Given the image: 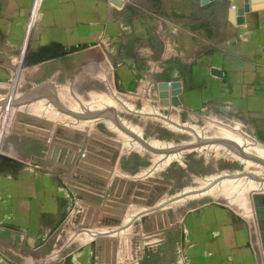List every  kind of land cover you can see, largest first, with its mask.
Instances as JSON below:
<instances>
[{"label": "crops", "instance_id": "crops-1", "mask_svg": "<svg viewBox=\"0 0 264 264\" xmlns=\"http://www.w3.org/2000/svg\"><path fill=\"white\" fill-rule=\"evenodd\" d=\"M120 1L0 0V49L119 47L138 54L130 59L169 57L182 107L230 112L264 144V3H251L236 24L228 0ZM58 177L76 192L82 182L54 171L0 181V264H102L93 240L54 252L55 232L76 207L60 203Z\"/></svg>", "mask_w": 264, "mask_h": 264}, {"label": "rangeland", "instance_id": "rangeland-1", "mask_svg": "<svg viewBox=\"0 0 264 264\" xmlns=\"http://www.w3.org/2000/svg\"><path fill=\"white\" fill-rule=\"evenodd\" d=\"M256 3H264V0H257ZM126 49L119 47L113 49H55L54 51L52 49H25V52L24 49H0V181L12 175L36 174L43 177V175L53 171L58 173L62 178L68 181L70 180L72 183L76 180L82 181L78 183L79 187L76 192L72 187H66L64 180L58 177L57 188L58 195L60 196L59 201L63 203L66 210L68 209L66 204L70 199L75 203L73 208L75 206V208H78L81 202L91 203L97 207H101L104 200H110L113 197L108 191L109 188L103 189L97 184L91 183L79 176L76 169L77 164L74 167H61L47 163L45 160L48 152L46 142L43 143L40 141L39 137L42 133L38 131L37 125L26 122L23 125L24 127L20 128L21 123L17 121L16 114H13L15 105H27L26 108L28 109L33 104L39 102L45 101L52 103V101L48 100V97H44L46 96L45 94H48L46 91L44 92L43 90V92H40L38 90L40 88L39 86L43 87L49 81L54 86L55 95L57 96L56 89L60 87L58 85L65 86L70 80L75 84L78 83V79L81 80L83 78L79 74L81 68H84L82 70L84 72L86 70L87 73H98L99 69L95 65L98 66V64H103V62L105 64L107 62L106 65L109 66L108 70L112 74L113 82L118 91L127 93L126 95L129 93V95L137 97L138 99L143 96V98L148 99L152 97L153 100H157L162 108H166V110H163L164 116H170V106L168 107V105L177 107L180 115L178 119L181 126L194 125L190 129L193 132L195 130L198 132H194L196 136L194 135L191 140L193 143H197L202 136L205 137L208 134V128H205V126L207 122H211L216 125L220 124L219 126L221 127L225 126L226 129L227 127L232 128L231 130L264 146V144L246 132L241 121L230 112L228 113L220 108L206 106H201L197 110L188 111L182 107L180 100L178 104L174 105L171 101L172 89L170 87H168V92H170L168 103L161 105L159 103L158 83H171L173 78L177 77V74L173 76L171 73L172 66L170 58L166 57L161 61H156L155 58H150V56L154 55H149L147 60L130 59L129 57L133 55L128 53V51L126 52ZM102 54L103 59L100 57ZM137 56L138 54L133 57ZM93 60H99L100 63L93 62ZM75 69H78V71L75 72ZM53 76L57 77L55 79L57 81L60 79L57 84L52 80ZM66 81L68 82L65 83ZM99 85L101 84H98V87ZM180 93H182L181 88L178 95ZM29 96H35V98L32 99ZM15 97H18L20 101L23 100L17 105L13 101ZM57 98L59 102L55 100L57 104L67 106L62 98H59V96ZM9 99H11V102ZM61 102H65V104ZM139 103L140 101H137L135 106L137 108H135L136 111L141 109V103ZM90 109L91 107L88 108V110ZM120 113L116 110L114 115L122 121ZM103 119L111 120L109 116H104ZM135 124L137 123L135 122ZM139 124L141 125V123ZM17 126L19 128H16ZM95 126L100 133L101 131H108L105 129L106 125L104 121L101 122L99 120ZM167 126L163 122H158L154 127L148 129L146 127L144 129L138 127L141 130V133H139L141 142L144 141L143 143L150 147L149 150L145 147L147 153L153 152L151 150L153 149L152 147L156 148L158 145V149L166 150L173 149L180 144H187L188 139L186 140L185 136H180L179 138L177 136L178 134L173 132V129L171 131V128ZM229 137L231 138L232 136ZM84 138L77 139L84 144L86 140ZM152 139L153 141H158L159 144H154L153 146ZM162 145L166 147L163 148ZM185 149V152L182 151L180 156L182 159L180 157L175 158L176 160L171 158L165 166H162L160 171L157 170L156 173L159 172L158 174L167 182L162 186V190L157 192H161L158 200L163 194H169L170 197L178 196L182 191L187 192L190 189H197L199 184L194 182L193 179L195 177L203 179V177H207L213 173L218 174L228 170L241 169V166L238 165L236 160L234 162L233 159L224 158V156L215 158L208 165L203 149L201 151H199L200 148L193 150L189 148ZM76 150L77 155L80 149ZM134 151L132 149L130 151L131 153L122 155L120 167L128 170L127 172L130 174H136L135 177L138 178L141 177L138 174L139 170L140 172L146 170L153 159L145 158L142 156V153ZM117 160L114 164L117 163ZM231 160L233 161L231 162ZM221 180H217V183ZM40 184V189H42L43 182ZM123 184L120 185V188L124 187L122 186ZM86 187L88 188L86 189ZM256 197L254 203L257 219H253L252 216L247 217L246 214L244 215V213L242 214V212L233 209V207L218 198L205 196L199 200L190 199L182 204L169 205L166 209L169 226L166 227L160 228V226H157L154 218L152 221L144 214L139 213L137 217L132 219L133 224H131L132 222L127 224L130 225L128 228L126 227L127 225H124V229H127L123 233L117 234V260L116 262H110V264H264V189L261 195L257 193ZM178 198L180 199L182 197ZM178 198L176 197V199L170 200V204L175 202V200L178 201ZM119 202L121 201L119 200ZM121 203L123 204V202ZM131 204L128 200L123 205L128 211L134 207L133 205L137 206L136 204ZM158 205L159 201L156 202V207ZM73 211L72 209V213ZM177 213H181V215ZM250 220L254 223L257 220L258 228H253L250 225ZM73 228L71 223H68V225L62 224L56 230L54 237L60 239L56 246L57 249L59 248L57 254L64 253L67 249L77 247V245L81 244L75 243L74 245L69 240L64 241L67 232H70ZM96 261L99 263L97 259Z\"/></svg>", "mask_w": 264, "mask_h": 264}, {"label": "bare ground", "instance_id": "bare-ground-1", "mask_svg": "<svg viewBox=\"0 0 264 264\" xmlns=\"http://www.w3.org/2000/svg\"><path fill=\"white\" fill-rule=\"evenodd\" d=\"M102 56L103 54L100 56L103 59ZM95 61L93 60V62ZM98 61L96 62L100 63V61L102 60H100L99 62ZM106 64L103 62V64L100 63L98 64V66L95 65L97 69H99L98 73L95 74L89 71H88L89 73H87L86 70L85 73L82 70L84 68H81L79 74L83 78H81V80L78 79V83L75 84L73 81L70 80V82L68 81L65 82V83L68 82V84H66L65 86L58 85L60 87L59 89H56L57 96H59V98H62L66 102V104L65 102L63 103L67 106H63V105L61 106L56 103V101L58 102V98L55 95L54 86H52V84H50L49 81L48 83H45V85L42 82L44 86L43 87L39 86L40 88H38V90H40V92L41 91L43 92V90L44 92L46 91L48 94H45L46 96L44 97H48V100L52 101V103L45 101L39 102L37 104H33L31 108L27 109L26 108L27 105H23V106L18 105V103H21L23 99L20 101L18 100V97L13 98V101L18 105V106L16 105L14 106L13 114H16L18 118L17 121H20L21 123L20 128L24 127L23 125H25L26 122L35 123L37 125L38 131L42 133L40 134L39 138L40 141H42L43 143L46 142V148L48 152L46 154L45 160L47 161V163H51L53 165L56 166L58 165L61 167H66V166L74 167L77 164V168H76L77 173L85 180H88V177L82 175L81 170L86 171L87 168L81 167L80 163L88 162L89 164H94L98 168V170L110 173L107 183L104 184L103 186L98 185L103 189L109 188L111 180L117 176L119 178L125 177L126 180L131 179L135 181V183L141 182L143 184H147L151 186V190L149 192L150 196L148 197V201L146 204L144 205L136 204L137 206L133 205L134 207L128 211L126 210V207L123 206L124 210H122L120 213L122 216L121 217L122 220L118 226L111 228H98L96 226L94 228H81V227L78 228L76 226L73 228L74 231L71 230L70 232H67L64 241L66 242V240H69L71 243L73 242V244L75 245V243L80 244L92 240L94 241L96 237L104 234L116 238L118 233L119 234L123 233L124 230L130 226L127 224H129L130 222H132L131 224H133L132 219L137 217L139 213L144 214L152 221L154 218V220H156L157 226H160V228L166 227L169 226V221L166 214L167 211L166 209L169 207V205L182 204L186 200H190V199L199 200L204 196L212 197L216 199L218 198L222 202L233 207V209L242 212V214L244 213V215L246 214L247 217L252 216L253 219H257L254 199L256 197V194L260 193L261 195L262 190L264 189V146L256 143V141H251L252 139L250 140L244 137L240 133L231 130L232 128L227 127L226 129L225 126L221 127L219 126L220 124L216 125V124H212L211 122L209 123L207 122V125L205 126V128H208V134H206L205 137L203 136L201 138L199 137L200 138L198 140L199 143L198 142L193 143L191 140L194 135L196 136V134L194 133L196 132V130L193 132L192 129H190V127L193 128L194 125H192L193 127L191 125H184L185 127L181 126L178 119L179 118L178 116L180 115L177 107L168 105V107L170 106L169 107L170 116L169 115L164 116L163 110H166V108H162L158 104L157 100L156 101L153 100L152 97L151 99H148V98H143L144 97L143 96L142 98L138 99L137 97L129 95V93L128 95H126L127 93L125 94L124 92L122 93V91L121 92L118 91V89L115 87L116 85L113 82L114 79L111 76L112 74L108 70L109 66H107ZM76 71H78V69H75V72ZM55 79H57V77L53 76L52 80L56 82L55 84H57L60 79H58V81ZM98 84H101L102 86L99 85V87H103V88H99ZM29 98L34 99L35 96H29ZM10 100L11 99H9V101ZM137 101H140L141 103V107H140L141 109H138V111H136L137 108L135 107ZM90 107L91 109L88 110V108ZM116 110H118V112H121L120 116H122L121 117L122 121H120V119H118L114 115V112H116ZM83 111L84 113H82ZM104 116L106 117L109 116L111 120H104L103 119ZM99 120L101 122L103 121L105 122L106 128L105 126L104 128L107 129L108 131H104V132L101 131L100 133V131L95 126L96 122H99ZM135 122L137 124L141 123V125L139 124L140 125L139 126L135 124ZM158 122L161 123L163 122L164 124H167L168 125L167 127L171 128V131L173 129V132L178 134L177 136H179V138L180 136H185V139L186 140L188 139L187 141L191 143L188 142L187 144L179 143L180 145H178L177 143L178 145L177 147L173 149L164 150L161 148L158 149L159 147L158 141L155 140L153 141L152 139L153 146L155 144L158 145V147L156 148L152 147L153 149L151 150L153 152L147 153L146 148H148L149 150L150 147H148L145 143H143L144 141L141 142L140 140L141 138L139 137V133H141V130L138 127H142L143 129L146 127L148 129L154 127V125ZM16 128L19 127L17 126ZM54 133H58V135L62 134L68 136L77 135L79 138L85 137L86 140L84 138L85 140L84 144H82L81 141H79V143H77L76 141L75 142L76 144H74L75 147L72 148L70 146H67L70 143L68 142V140H65V138L62 141L65 143H59L58 141L60 140L55 141ZM229 136H232L234 138L232 137L230 138ZM196 138L198 139V137ZM90 140L97 141L99 143L101 142L102 144L108 146L111 150H113L114 154L110 162L104 165L103 163H101L99 159L90 156V155L102 156L103 154H105L106 157H109V154H106L102 150H98V152L95 153L94 151L96 150L95 147L92 146L87 147L86 144H88ZM197 145L200 146V147L198 146L200 149L197 147ZM162 147L164 148L166 146L162 145ZM185 148H189L190 150L197 148L199 149V151L203 149L204 150L203 152L206 154V162L208 163V165L211 164L215 158L224 156V158L226 157L233 159L234 162L236 160L238 165L241 166V169L239 170L235 169L233 171L228 170L218 174H214L212 172L213 174L207 177H203V179H199L195 177V179L193 180L195 183L199 184L198 186L200 188L198 187L195 190L190 189V191L188 190L187 192L182 191L180 192V194H178V196L175 195L170 197L169 194H163L159 200L157 198V200L154 203H152V205H149V202L152 200V198L156 196L158 194L157 192L162 190L161 189L162 186L165 183H167L165 179L158 174L159 172L156 173L157 170L160 171L162 169V166L163 165L165 166V164L171 158L174 159L179 158L181 156L182 151L185 152V150H187ZM76 149H80V152L77 155H76L77 153ZM132 149L139 153H142V156L145 158H148L150 160L153 159V161L146 170L142 172H140L139 170L138 174H140L141 177L138 178L135 177L136 174L135 175H133L132 173L130 174L129 172H127L128 170L120 167L122 155L124 156L126 154L131 153L130 151ZM116 159H118L117 163L114 164L116 162ZM180 159H182V157H180ZM233 160H231V162ZM219 179L222 180L217 183V180L219 181ZM126 180L125 181L122 180L121 182H118L116 184V187H118L120 190L121 189L120 185L122 183H124L122 185L124 187L127 186V184L129 185V183H127ZM159 194H161V192H159ZM111 195L113 197L110 200H104L103 205L106 201L122 204L121 202H119V200L121 199L120 198L117 199L114 192ZM176 197L177 198L182 197V198L180 199L178 198V201L175 200V202L170 204L169 201L172 199H176ZM158 201H159V205L156 207V202ZM83 205L91 206L97 209H101L103 207V205L101 207H97L91 203L81 202L80 206L78 208H75L74 211L77 209L81 210ZM119 209H120L119 206L114 205V210L120 212ZM181 213L180 214L177 213V214L181 215ZM69 222L71 223V221ZM250 222L249 224L253 228L256 227L258 228L257 220L255 223L252 222L251 220ZM124 225L125 226L127 225L126 226L127 228L124 229ZM58 249L54 251L56 254L57 251H59ZM112 257H114V261H112ZM96 259L98 260L97 256ZM106 260L107 261L104 260L101 262L99 261V263L110 264V262H116L117 241L113 244L111 242L107 244Z\"/></svg>", "mask_w": 264, "mask_h": 264}, {"label": "water", "instance_id": "water-1", "mask_svg": "<svg viewBox=\"0 0 264 264\" xmlns=\"http://www.w3.org/2000/svg\"><path fill=\"white\" fill-rule=\"evenodd\" d=\"M112 3L116 5H120L121 1L120 0H110ZM209 0H201L202 3L208 2ZM229 1V8H228V18L230 21L235 22L236 24H241L244 21L245 18V13L250 11V9L254 8L255 5H251V3H256L257 0H228ZM158 92H159V103L161 105H166L168 103V98L170 96V92H168V87L172 89V103L174 105L178 104L179 99L177 97L179 90H180V82L175 81V82H159L158 85ZM58 138V139H57ZM68 140L70 144L67 146H70L74 148V144L77 141L79 143V138L77 135H62L58 133H54V140H60L58 141L59 143H65L62 142L63 139ZM88 146L95 147L96 150L95 153L98 152V150H102L106 154H109V157H106L105 154L101 155H90L93 158H97L103 163L104 165L107 164L108 162L111 161L113 158V150H111L108 146L102 144L101 142L93 141L90 140ZM81 167H86V171H82V175L88 177L89 182L101 185L103 186L104 184L107 183L108 177L110 176V173L108 172H103L98 170V168L94 164H89L88 162H82L80 163ZM104 169V168H101ZM105 171V170H104ZM122 180H126L125 177L119 178L114 177L111 180V183L109 185L108 191L112 194L113 192L115 193L117 199L120 198L121 202H126L130 201L132 204H137V205H144L148 201V197L150 196L149 192L151 190V186L147 184H143L141 182L135 183L133 180H126L127 186L121 188L119 190L118 187H116V184L118 182H121ZM147 190V191H146ZM161 196V194H157L152 198V200L149 202V205H152L157 198ZM123 204H117L114 202H109L106 201L101 209L93 208L91 206H86L83 205L82 209L75 210L71 214L70 221L73 227H78V228H94L95 226L98 228H111L118 226L121 222V211L124 210V205ZM114 205L120 207V212L114 210ZM118 213V214H117ZM117 241L116 238L113 237H108V235H100L94 239L95 242V251H96V256L98 258V261H107L106 260V247L107 244L110 242L113 244ZM109 261V260H108ZM112 261H114V257H112Z\"/></svg>", "mask_w": 264, "mask_h": 264}]
</instances>
